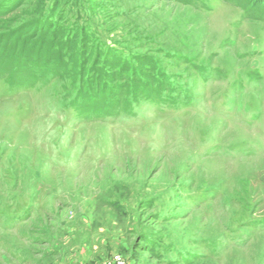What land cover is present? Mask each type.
I'll return each instance as SVG.
<instances>
[{
  "label": "rangeland",
  "instance_id": "obj_1",
  "mask_svg": "<svg viewBox=\"0 0 264 264\" xmlns=\"http://www.w3.org/2000/svg\"><path fill=\"white\" fill-rule=\"evenodd\" d=\"M257 1L22 0L0 16V264H264ZM52 11L157 76L110 103L1 59L23 42L13 56L45 60L34 20Z\"/></svg>",
  "mask_w": 264,
  "mask_h": 264
},
{
  "label": "trees",
  "instance_id": "obj_2",
  "mask_svg": "<svg viewBox=\"0 0 264 264\" xmlns=\"http://www.w3.org/2000/svg\"><path fill=\"white\" fill-rule=\"evenodd\" d=\"M21 1L3 0L0 3V16L7 14ZM257 3L258 1L255 4ZM261 5L264 6V1ZM55 16L56 11H52L43 19L34 20V28L40 31L38 35L39 37L43 36L44 44L50 41V46H53L45 60L42 57L40 62L30 61L32 56H24L29 53V50L26 49L20 59L13 56V54L20 53L18 50L22 47L23 42L20 44L13 42L11 44L14 45L13 49H10L12 51L4 52L2 54L4 57L1 59L10 60V62L19 61L20 72L38 68L40 71L52 72L54 77L74 73V76L79 77L75 86L77 99L96 100V98H102L109 99L110 103L117 99L118 93L124 90V87L130 88L129 91H131L135 88V83H139L142 88H148L149 82L146 80L157 76L158 67H160L157 63L151 62L152 64L148 65L141 62L122 49L102 44L100 42L102 38L97 34H92L85 28H76L77 22L82 18L72 15L69 20L62 18V21L59 22L60 17L55 19ZM71 21H75V25H71ZM5 40L8 38H1L0 43ZM15 51L18 52L14 53ZM68 63L74 64L73 67H70ZM152 70H156L155 76V72L151 73ZM132 93L137 94L136 89Z\"/></svg>",
  "mask_w": 264,
  "mask_h": 264
},
{
  "label": "built area",
  "instance_id": "obj_3",
  "mask_svg": "<svg viewBox=\"0 0 264 264\" xmlns=\"http://www.w3.org/2000/svg\"><path fill=\"white\" fill-rule=\"evenodd\" d=\"M110 264H127L121 257L115 256Z\"/></svg>",
  "mask_w": 264,
  "mask_h": 264
}]
</instances>
